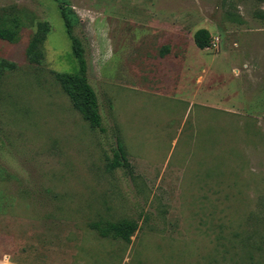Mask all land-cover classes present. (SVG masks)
I'll use <instances>...</instances> for the list:
<instances>
[{
  "label": "rangeland",
  "instance_id": "obj_1",
  "mask_svg": "<svg viewBox=\"0 0 264 264\" xmlns=\"http://www.w3.org/2000/svg\"><path fill=\"white\" fill-rule=\"evenodd\" d=\"M64 10L102 131L54 76L78 67ZM0 24V262L264 264V1L0 0ZM123 219L129 243L89 227Z\"/></svg>",
  "mask_w": 264,
  "mask_h": 264
},
{
  "label": "trees",
  "instance_id": "obj_2",
  "mask_svg": "<svg viewBox=\"0 0 264 264\" xmlns=\"http://www.w3.org/2000/svg\"><path fill=\"white\" fill-rule=\"evenodd\" d=\"M264 1V0H259ZM68 34L72 40V52L77 61V70L72 73L55 72V79L59 82L62 90L70 98L73 107L82 115L83 119L89 123L91 128L102 131V117L99 109V102L94 88L88 80V66L84 56V50L80 41L73 35L72 19L69 15H74L71 10L62 11ZM49 30L48 24H42L38 34L30 41L27 48V57L30 63H39L43 58L41 42L45 33ZM17 33L14 26L0 24V39L12 42L16 39ZM194 41L200 49H207L212 46L213 37L209 30L198 29L194 33ZM169 46H164L161 56L169 52ZM12 63L5 60L0 63V73L3 69L12 67ZM110 167H123L129 170L130 164L127 159L125 148L118 142L114 158ZM89 227L97 232L102 238L119 239L126 243L131 241V237L138 229V223L134 220L123 219L118 221L96 220L89 223Z\"/></svg>",
  "mask_w": 264,
  "mask_h": 264
},
{
  "label": "crops",
  "instance_id": "obj_3",
  "mask_svg": "<svg viewBox=\"0 0 264 264\" xmlns=\"http://www.w3.org/2000/svg\"><path fill=\"white\" fill-rule=\"evenodd\" d=\"M0 264H3L2 262H0Z\"/></svg>",
  "mask_w": 264,
  "mask_h": 264
}]
</instances>
